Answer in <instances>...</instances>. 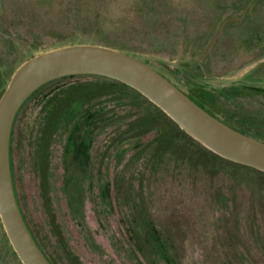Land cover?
<instances>
[{"label":"rangeland","instance_id":"rangeland-1","mask_svg":"<svg viewBox=\"0 0 264 264\" xmlns=\"http://www.w3.org/2000/svg\"><path fill=\"white\" fill-rule=\"evenodd\" d=\"M70 44L122 51L185 94L199 87L216 118L264 143V0H0V97L24 61ZM74 84L113 89L104 107L120 122L98 134L94 151L107 165L116 147H127L117 170L121 189L171 235L182 264H264V173L218 156L209 167L204 147L121 84L88 76L56 82ZM135 141L143 146L134 150ZM60 147L53 144L50 196L72 239ZM87 223L97 225L90 210ZM1 226L0 264H21ZM74 245L79 256L87 251ZM88 254L81 264H103Z\"/></svg>","mask_w":264,"mask_h":264},{"label":"flooded vegetation","instance_id":"flooded-vegetation-1","mask_svg":"<svg viewBox=\"0 0 264 264\" xmlns=\"http://www.w3.org/2000/svg\"><path fill=\"white\" fill-rule=\"evenodd\" d=\"M153 69L170 81L158 68ZM175 69L193 84L197 82L182 68ZM82 76L118 83L140 95L116 80L82 74L52 80L21 104L11 126L8 157L14 197L26 228L49 264H81L88 253L103 264H182L171 235L145 214L137 196L130 204L131 198L121 189L117 170L127 147H116L107 165L100 164L94 151L98 134L120 122L104 107L103 98L113 95V89L103 84L56 85L59 80ZM54 143L61 146L60 191L73 226L72 239L65 236L50 196ZM142 146L139 141L131 144L134 150ZM88 210L94 215L95 228L87 223ZM78 241L87 250L80 256L75 251L78 244L74 245Z\"/></svg>","mask_w":264,"mask_h":264},{"label":"water","instance_id":"water-1","mask_svg":"<svg viewBox=\"0 0 264 264\" xmlns=\"http://www.w3.org/2000/svg\"><path fill=\"white\" fill-rule=\"evenodd\" d=\"M97 75L132 88L208 152L264 173V143L209 115L150 65L122 51L93 44L67 45L33 55L11 75L0 97V222L21 264H49L17 206L9 166L12 122L21 104L50 81Z\"/></svg>","mask_w":264,"mask_h":264},{"label":"trees","instance_id":"trees-1","mask_svg":"<svg viewBox=\"0 0 264 264\" xmlns=\"http://www.w3.org/2000/svg\"><path fill=\"white\" fill-rule=\"evenodd\" d=\"M199 91H201L199 87L191 88V90H190L189 93H188L189 98H190L195 104H197L198 106H200L201 108H203V110H205L207 113H209V115L215 117V116L211 113V111L209 110V108H208V105H207V103H208V98H207V97H204V96L201 94V92H199ZM215 118H216V117H215ZM221 121H222V120H221ZM222 122L225 123V124H227L225 121H222ZM227 126L230 127V128H232V126H230V125H228V124H227ZM232 129H233V128H232ZM236 131H237V130H236ZM238 132H241V133H243L244 135H246V134H245L244 132H242V131H238ZM246 136H247V135H246ZM204 150H205L206 153L201 152V153H200V157H201L202 159H204L203 162L208 163V165H210L209 167H212V162H211V161H213V159H214L215 157H217V156L214 155V154H212V153H210V152H208L207 149H204ZM245 168H247V167H245ZM248 169H251V168H248Z\"/></svg>","mask_w":264,"mask_h":264}]
</instances>
